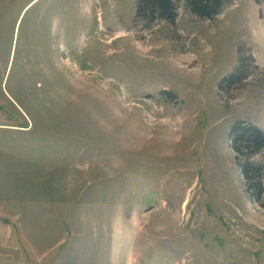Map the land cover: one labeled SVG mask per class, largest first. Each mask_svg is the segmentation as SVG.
Segmentation results:
<instances>
[{
    "label": "rangeland",
    "instance_id": "obj_1",
    "mask_svg": "<svg viewBox=\"0 0 264 264\" xmlns=\"http://www.w3.org/2000/svg\"><path fill=\"white\" fill-rule=\"evenodd\" d=\"M239 121L264 130V0H0V264H264Z\"/></svg>",
    "mask_w": 264,
    "mask_h": 264
},
{
    "label": "trees",
    "instance_id": "obj_2",
    "mask_svg": "<svg viewBox=\"0 0 264 264\" xmlns=\"http://www.w3.org/2000/svg\"><path fill=\"white\" fill-rule=\"evenodd\" d=\"M181 0H137L139 20L152 24L159 20L174 21L178 14V3ZM191 11L200 18L212 19L220 14L223 6L232 0H185ZM234 76L225 78L231 83ZM222 86V84H221ZM230 147L246 182L247 192L254 201L264 200L261 163L252 161V156L264 150V130L260 127L239 121L229 132ZM264 205V204H263Z\"/></svg>",
    "mask_w": 264,
    "mask_h": 264
}]
</instances>
